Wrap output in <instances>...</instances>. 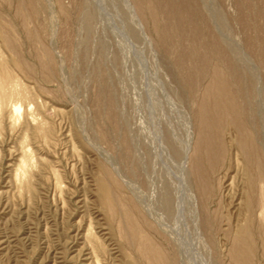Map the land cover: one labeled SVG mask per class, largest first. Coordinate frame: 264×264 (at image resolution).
Returning a JSON list of instances; mask_svg holds the SVG:
<instances>
[{"label": "bare ground", "instance_id": "obj_1", "mask_svg": "<svg viewBox=\"0 0 264 264\" xmlns=\"http://www.w3.org/2000/svg\"><path fill=\"white\" fill-rule=\"evenodd\" d=\"M30 1L36 10L34 0ZM164 1V31L173 41L191 42L193 48L188 50L186 45L181 53L192 66L176 86L169 82L165 66H150L147 73L139 69L134 119L113 108L111 116L119 126L124 174L137 177L142 196L133 200L124 183L118 194L119 182L105 166L98 179L99 196L110 216H115L123 245L133 251L125 255L128 264H264V76L260 79L243 65L244 53L234 52L220 34L205 10V0H181L177 6L174 0ZM235 1L238 15L234 18L252 28L255 34L246 37L247 44L257 48L264 64V21L258 22L264 18L263 5L255 0ZM152 2L147 8L155 16ZM142 4L143 0H133L135 13ZM25 6V0H20L17 12ZM21 24L36 47L40 45L36 57L43 79L52 80L56 63L52 51L39 42L29 19ZM129 27H135L133 21ZM12 33V25L0 14V39L15 63L32 72ZM146 43L149 59L154 48L150 41ZM10 63L0 51V129L6 115L17 119L26 105L24 134L29 129L45 137V122L29 111L31 93ZM187 100L194 102L192 115L182 106ZM25 138L12 179L19 190L30 191L35 158ZM86 233L94 252L101 250L93 232Z\"/></svg>", "mask_w": 264, "mask_h": 264}, {"label": "rangeland", "instance_id": "obj_2", "mask_svg": "<svg viewBox=\"0 0 264 264\" xmlns=\"http://www.w3.org/2000/svg\"><path fill=\"white\" fill-rule=\"evenodd\" d=\"M148 1L143 0L142 10L135 13L133 0H34L36 10L30 0H25V9L19 14L20 0H0V14L13 28V42L33 71L18 66L1 39L0 51L10 59L13 72L32 94L28 98L29 111L45 122L48 132L45 137L29 129L28 135L24 134L26 105H22L19 118H3L0 264H128L125 255L133 251L123 245L115 216H110L99 196L98 179L105 166L119 182L116 192H123L124 183L133 200L142 196L143 187L136 176L124 174L119 126L111 110H125V115L134 119L132 103L140 88L139 69L148 72L151 67L165 66L169 82L176 86L185 80L186 68L192 66L181 53L186 45L188 50L193 48L191 42L173 41L164 31L166 2L153 0V16ZM256 1H261L264 10V0ZM174 3L177 6L181 0ZM205 4L234 52L240 56L244 53L243 65L263 78L262 58L255 46L247 44L249 35L255 33L248 23L234 18L238 15L236 1L205 0ZM28 19L39 42L54 55L52 80L43 79L36 57L40 45L36 47L31 33H26L21 24ZM259 19V23L264 21ZM132 21L135 27L130 29ZM147 40L154 48L151 61L147 59ZM206 80L204 77L203 82ZM193 104V100L182 103L190 115ZM12 119L16 121L13 128ZM24 137L35 158L30 191L19 190L12 179ZM89 229L101 250L94 252L93 244L88 242Z\"/></svg>", "mask_w": 264, "mask_h": 264}]
</instances>
